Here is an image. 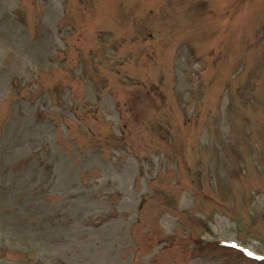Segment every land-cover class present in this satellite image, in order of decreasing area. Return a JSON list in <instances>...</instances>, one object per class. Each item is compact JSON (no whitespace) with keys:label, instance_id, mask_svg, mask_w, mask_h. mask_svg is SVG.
<instances>
[{"label":"rangeland","instance_id":"rangeland-1","mask_svg":"<svg viewBox=\"0 0 264 264\" xmlns=\"http://www.w3.org/2000/svg\"><path fill=\"white\" fill-rule=\"evenodd\" d=\"M0 264H264V0H0Z\"/></svg>","mask_w":264,"mask_h":264}]
</instances>
